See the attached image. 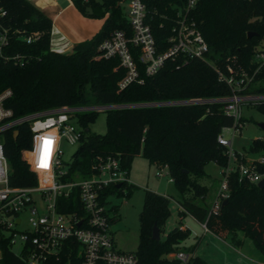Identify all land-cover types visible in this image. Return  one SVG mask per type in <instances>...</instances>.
Wrapping results in <instances>:
<instances>
[{
	"label": "trees",
	"instance_id": "16d2710c",
	"mask_svg": "<svg viewBox=\"0 0 264 264\" xmlns=\"http://www.w3.org/2000/svg\"><path fill=\"white\" fill-rule=\"evenodd\" d=\"M84 17L102 18L100 28L89 39L75 44L69 52H55L49 47L50 20L27 0H0V26L5 28V43L0 48V92L10 91L4 104L14 116L60 105L135 104L187 98L223 97L232 87L217 79L209 61L224 75L229 65L242 69L251 79L241 94H264V63L255 62L253 53L264 35V0H198L189 14L206 42L207 60L192 59L182 63L179 57L166 58L157 71L143 74L137 64L140 82L131 81L122 88L117 83L125 71L116 58L95 59L96 46L115 29H127L120 0H70ZM182 0H150L149 25L157 52L163 51L169 35L171 18ZM164 16V17H162ZM247 32L256 35L246 37ZM26 36H31L29 42ZM20 56L19 65L11 57ZM208 61V62H207ZM264 116V102L254 105ZM97 112H80L76 122L82 128L76 149L71 154L61 181L85 178L95 156L117 155L126 172L133 157L140 155L157 169L164 167L175 191L182 198L183 209L215 235L235 240L236 232L248 238L259 253L264 252V186L238 180L237 172L226 177V202H218L212 211L195 199L203 200L206 187L197 178L205 175L203 167L211 161L226 165L225 148L216 142L222 127L232 125L231 117L222 111L221 103L191 105L136 106L104 112V132L88 130ZM241 121H244L241 118ZM264 129V128H263ZM30 148V134L25 126H17L16 134H3V155L8 166V184L14 187L35 185V175L20 158L21 150ZM246 151L254 156L264 154V142L253 138ZM243 160V159H242ZM264 174V164L255 162ZM185 170V172L183 171ZM131 184L111 185L101 192V201L109 195L127 197ZM121 189L124 190L122 193ZM189 193L190 198H185ZM170 197L143 190L137 213L138 238L133 252L135 264H204L197 256L181 262L173 255L189 253L193 247L180 243L188 229L177 226L164 231ZM59 212L76 211L82 216L77 192L56 199ZM116 205L108 209L115 214ZM114 217L110 220L112 221ZM159 231V239L150 237L151 227ZM0 225V264H26L23 247L19 254L11 250L9 236ZM81 245L67 238L54 256L43 264H80Z\"/></svg>",
	"mask_w": 264,
	"mask_h": 264
},
{
	"label": "built area",
	"instance_id": "2783aa9c",
	"mask_svg": "<svg viewBox=\"0 0 264 264\" xmlns=\"http://www.w3.org/2000/svg\"><path fill=\"white\" fill-rule=\"evenodd\" d=\"M150 0H120L123 6L127 29L112 30L107 37L96 46L95 59L114 57L125 73L118 81L122 88L131 81L140 82L137 75V64L142 67L146 76L154 74L166 58L179 57L181 62L200 59L207 60L208 46L197 29L189 12L198 0H182L171 18L169 35L165 41L166 48L157 52L150 30V13L147 3ZM247 1V0H246ZM4 11L0 10V16ZM164 17V16H162ZM5 28L0 26V48L5 43ZM31 36H26L29 42ZM264 35L253 53L255 62L264 63ZM55 52L62 53V48ZM19 65L20 56L11 57ZM208 62V61H207ZM217 74V79L231 86L230 95L210 98H187L169 101H157L135 104H84L60 105L22 115L14 116L4 102L9 97L8 89L0 92V225L2 233L9 236V242L18 244V252L26 247L23 257L26 264H39L58 252L67 238L75 239L80 245V264H135L133 252H123L114 248L110 223L112 216L107 214L106 203L101 201V192L121 183L129 184L127 172L121 168L117 155L95 156L90 164L89 175L85 178L61 181L68 163L60 160L61 142L71 145L78 142L82 128L76 122V114L80 112H98L138 106L191 105L203 103H221L222 111L231 117L232 125L222 127L216 135V142L225 148L226 165L218 167L219 187L210 210L215 211L218 202L226 198V177L229 172L236 171L238 180L256 183L264 174L259 173L255 163L242 161L239 151L232 148L231 140L243 127L241 107L264 102V94H241L240 90L251 79L242 69L233 71L226 65L224 75L210 61L208 62ZM17 126H25L30 134V148L21 150L20 158L27 164L29 171L35 175V185L14 187L8 184V166L3 155V134L16 131ZM228 133L229 138L224 136ZM264 142V134L256 137ZM255 162L264 164V154H259ZM164 168V167H161ZM158 168L156 176L162 169ZM164 172L167 174L166 169ZM169 178V177H168ZM170 180V179H169ZM75 190L83 215L76 211L59 212L56 210V199L67 197ZM122 193L124 192L121 189ZM25 214V225L21 223L19 214ZM201 227L206 230L204 223ZM7 231V232H6ZM185 262L189 255L177 252L173 255ZM263 259L259 264H264Z\"/></svg>",
	"mask_w": 264,
	"mask_h": 264
},
{
	"label": "rangeland",
	"instance_id": "374dc122",
	"mask_svg": "<svg viewBox=\"0 0 264 264\" xmlns=\"http://www.w3.org/2000/svg\"><path fill=\"white\" fill-rule=\"evenodd\" d=\"M121 5L125 6V3ZM261 44L264 46L263 41ZM241 115L244 119V124L239 132L235 133L231 140V145L236 151L240 149L242 161L248 162L254 154L247 152L246 147L251 139L264 134V129L259 128L257 125L260 122H264V116L254 109L253 104L242 106ZM87 127L90 132L102 134L104 132V111H98ZM223 134L226 138H229L228 133L224 132ZM76 146V143L69 145L64 141L61 142L62 155L60 160L63 163L67 164L70 161L71 154L76 149ZM150 166L147 167V161L140 155L133 157L128 168V180L133 185L130 194L127 197H116L114 195L107 197L106 212L109 216H112V212L108 209L111 205H116L110 229L114 230V248L119 251L134 252L136 248L138 238L137 213L141 208L143 189H156L155 191L159 194L174 195L175 189L172 183L167 181V175L164 170L159 171L160 176L156 177L157 168L153 167V165ZM203 170L205 175L197 178L196 181L206 187V193L203 200L196 198L195 202L210 209L219 187L218 167L209 161L204 165ZM175 209L174 204L170 201V214L163 226L165 232L177 224L178 217ZM19 217L21 223L17 226V229L25 225V214L20 213ZM180 223L189 230L188 237L180 245L184 247L193 246L197 243L198 238L201 237L202 229L193 219L186 215L181 217ZM235 240L239 243L236 244L226 238L225 243H221L220 246H212L210 247L211 249L204 242H199L195 251L197 255L205 256V258H202L204 264H259L262 261V254L255 249L252 242L244 237L241 232H236ZM11 250L17 254V242L11 246Z\"/></svg>",
	"mask_w": 264,
	"mask_h": 264
},
{
	"label": "crops",
	"instance_id": "0c3cea01",
	"mask_svg": "<svg viewBox=\"0 0 264 264\" xmlns=\"http://www.w3.org/2000/svg\"><path fill=\"white\" fill-rule=\"evenodd\" d=\"M27 1L32 6H34L37 10H39L40 12H42L45 16L49 18L50 20L49 47L52 51L62 48L63 52L65 53L69 52L75 44H77L80 41L89 39L95 32H97V30L100 28V25L102 23V18L101 19L88 18V17L82 16L74 8L70 0H27ZM239 150L240 149H238V151ZM257 156L258 155L253 156L248 162H250L252 159H255ZM150 165L152 166V164H149L147 162V167H149ZM153 167L155 166L153 165ZM161 169L164 170V168H161ZM127 178H128V170H127ZM218 179H219V174H218ZM167 181L171 183L168 176H167ZM129 184L131 183L129 182ZM146 190H149V189H146ZM152 190L153 192L159 194L158 192L155 191L156 189H151V191ZM160 195L170 197V201L174 204L176 208L175 209L176 215L178 217L176 221L177 223L176 226L179 229H188L187 227L182 225V223H180V219L184 215L193 219L202 229L201 237L198 238L197 243L192 246L193 249L191 250V252L186 253V254L190 256H197L198 258L202 260V258H205V256L202 255L201 257L200 255H197L195 251L197 250L196 247L199 242H204L205 245L209 249H211L210 247L220 246L221 243L226 242V238H229L224 235H221V236L215 235L212 232H210L206 227H205L206 230H204L201 227L202 223L194 219L190 214H188L183 209L182 198L176 191L174 192V195H167L164 193ZM190 196L191 195L188 192L185 194V198L187 199L190 198ZM110 231H111L112 240H113L114 230L110 229Z\"/></svg>",
	"mask_w": 264,
	"mask_h": 264
},
{
	"label": "water",
	"instance_id": "95a60500",
	"mask_svg": "<svg viewBox=\"0 0 264 264\" xmlns=\"http://www.w3.org/2000/svg\"><path fill=\"white\" fill-rule=\"evenodd\" d=\"M255 35H256V34H255L254 32H247L246 37L249 38V37H251V36H255ZM257 125H258V127L261 128V129L264 128V122H260V123H258ZM12 134L15 135V134H16V131H13ZM183 171L185 172V170H183ZM255 185H256V187H258V188H262V187L264 186V176H263L260 180H258V181L255 183ZM116 186H118V185H116ZM225 202H226V199H223V200H222V203H225ZM150 237H151V239H153V240H158V239H159V231H158V228H157L155 225H153V226L151 227Z\"/></svg>",
	"mask_w": 264,
	"mask_h": 264
}]
</instances>
